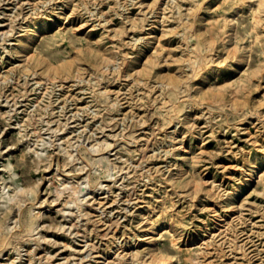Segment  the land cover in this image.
<instances>
[{
  "label": "rangeland",
  "instance_id": "rangeland-1",
  "mask_svg": "<svg viewBox=\"0 0 264 264\" xmlns=\"http://www.w3.org/2000/svg\"><path fill=\"white\" fill-rule=\"evenodd\" d=\"M34 1L38 2L32 4V0H0V52L4 51L9 41L1 33L10 27L11 22L15 34L6 37L15 38L18 32L23 31L20 24H24L26 16L35 10L33 5L39 7L38 11H49L53 7L50 2ZM121 1L124 5L116 12L110 7L112 0H90L89 7L96 14L90 15L82 8L68 20L61 18L67 0L60 1L56 4L59 15L56 16V21L50 22L45 18L46 27L33 40L34 46L30 47L33 57L28 60H22V57L3 59L4 65H16L20 62L25 66L20 65L10 72L5 81L0 82V93L3 92L0 97V166L4 167L0 170V179L9 178L10 166L7 167L6 164L10 161L16 172V180L26 188L38 187L44 198L49 195L44 193L47 187L55 188L60 185L56 175L58 166L61 170L60 177H66L69 171L82 178L90 173L92 184L95 185L104 179L103 171L107 167L104 159L109 157L113 160L112 167L117 176L116 183H111V189L115 193L119 192V195L113 209L107 207L106 212L95 211L93 218L98 226L97 231H103L111 222L109 218H117L120 222L117 235L127 236L139 226L136 210L140 205L149 200L157 203L159 199H163L170 205L168 212L174 219V228L197 237L202 233V222L196 217L207 219L208 207L221 205L225 200L224 192L231 187L232 181H229L226 174L235 159L226 154L227 145H230V151L237 152V159H241L248 151L256 153L257 146L264 144V19L256 25V17L262 9L258 7L259 0H248L237 8L230 7L229 1L222 3V0H200L197 7L205 5L202 9H195L196 6H192L189 1L180 0V12L175 14L177 17L190 14L194 36L188 42H182V31L176 32L182 30L181 25L176 27L174 19L165 21L163 16H157L159 13L150 12L148 26L156 25L154 34H160L162 27L168 29L162 41H166V44H158L151 51L144 42L140 48H146V52L137 58L138 48L134 40L137 34L128 31V28L138 21L136 15H143L147 8L140 5L142 0ZM147 1L152 0L145 2ZM221 3L227 7L226 16H221L216 10ZM253 8L257 9L255 18ZM103 11L104 14H101ZM82 17L88 19V22L77 27ZM185 20L187 19L184 18L183 21ZM217 23L222 25L217 26ZM90 28L92 30L88 32ZM115 32L123 33L124 40L120 41L114 36ZM197 34L207 38V45L212 47L214 63H225L222 68L208 69L201 66L198 68L200 70L193 71L187 61L179 57L188 49L187 44H192ZM116 50L118 53L106 58L107 54ZM157 54L161 60L153 63L158 59ZM12 60L15 62H10ZM125 60L127 62L124 63ZM147 62L152 63L150 71L143 69ZM204 70L206 77L202 80L196 74ZM168 76L178 82V101L168 100V94H160L159 82ZM189 77L192 78L187 80ZM106 87L119 90L116 94L123 102L120 110L109 108L103 98L93 91ZM200 88L202 92L199 91ZM219 89L220 92L213 93ZM43 93V101L49 98L53 101L44 117L52 120L50 125H43L44 138L49 139L51 133L57 132L51 130L59 122H68V128L51 136L54 144L43 145L41 141L29 144L27 139L22 138L18 128L11 127V124H18L16 122L25 115L26 106L32 112L38 103L36 98L43 97ZM184 103L191 104L182 111L181 123L176 130L188 139L191 145L189 148L194 152L188 154L189 158L183 162L182 167L187 172L171 180L168 169L174 166L178 156L167 151L174 140L170 136L164 138V133L175 128L168 123L170 109H177ZM192 105L194 109H191ZM53 107L55 108L52 109ZM256 108L259 109V115L254 114L250 118L251 122L239 123L242 116L252 114ZM189 112L197 115L194 132L187 131L185 127L184 121ZM42 123L41 121L38 125ZM38 125L35 124L37 127ZM161 126L165 129H160ZM67 133L74 136V144L80 143L78 148H81V153L86 157L104 156L100 163L101 169H97L95 165L83 168L85 163L79 158L75 145L70 148L74 155H66V150H62L59 145H64L60 141ZM193 133L196 136L191 141ZM201 136L205 138L204 145L199 141ZM29 137L33 142L35 136ZM96 138L104 139L110 144L101 155L86 150ZM142 143L148 153L142 162L144 167L135 166L142 161V151L136 150ZM7 147L11 148L8 150ZM193 153L199 154L196 160L190 158ZM223 164L229 165L228 169L224 170ZM205 167L207 168L204 169ZM194 183L199 186L197 192L193 189ZM123 185L124 189L121 188ZM261 188L262 184L259 182L254 192L248 195L247 203L234 214L230 213L231 216H226V221H232L230 234L227 236H232L233 240L228 241L221 235L218 236V249L199 261L194 260L188 264H264V193H261ZM8 192H12L11 186ZM94 193L98 200L108 199L110 202L114 198L112 191H108L106 186L97 185ZM243 194L241 196H246ZM131 196L133 200L128 201L127 198ZM52 198L53 196L49 199ZM59 201L60 199H56L54 204ZM137 202L139 204L136 205ZM3 203L0 202V221H3L8 212V207ZM44 215L43 232L51 234L47 236L48 239L57 240L58 243L49 241L43 247H47L52 254L56 253L54 259L62 261L70 249L64 248L61 242L73 238L76 245L82 236L78 235L77 238L74 233L69 234L68 230L58 228L57 224L64 218L58 212L46 211ZM156 230L159 240L155 247L169 246L168 235L162 225ZM108 238L101 235L90 237L88 242L94 241L99 247L84 254V259L88 260L85 263L89 262L90 257H93L91 262L96 263L92 255L98 252L103 254ZM150 247L147 245V248ZM43 249L38 251L44 253ZM165 254L169 259L162 264H184L177 249L169 246ZM77 260L69 257L65 263L75 264Z\"/></svg>",
  "mask_w": 264,
  "mask_h": 264
},
{
  "label": "bare ground",
  "instance_id": "bare-ground-1",
  "mask_svg": "<svg viewBox=\"0 0 264 264\" xmlns=\"http://www.w3.org/2000/svg\"><path fill=\"white\" fill-rule=\"evenodd\" d=\"M60 1L65 0H39L41 3L50 2L53 4V7L49 11H38L37 8L39 7L33 5L32 8H35V10L33 13L26 16L27 19L23 22L24 24H20L22 26L21 30L23 31L18 32L17 37H6L7 35L12 36L15 34L12 22L7 30L2 31L1 34H3L4 39L9 41L4 51L0 52V82L5 81L11 71H14L20 65H23V63L20 62L16 63V65H4L3 59L5 57H11L12 59L22 57V60H28L33 57V53L30 52V47L34 46L33 40L39 35L40 31L46 27L47 22L45 18L49 19L50 22L56 21V16L58 15L56 4H59ZM145 1L146 0L140 1V5H145L147 9L143 12V15H136V19H138V21L133 23V25L128 28V31L137 34V36L134 38V40H136L135 46L138 48L137 58L143 56V54L146 52V48H151L150 50L152 51V48L156 45L166 44V41H162L165 39L168 29L162 27L160 29V34H154L156 25L151 23L152 25L148 26L150 12L153 14L159 13L157 16H163L162 18L165 21L174 19V22L177 23L176 27L181 25L182 30L179 29L176 30V32L182 31V42L186 43L194 36V25L193 23H190V14L184 15V17H177L175 14L176 12H180V0H167V3H164V0ZM187 1H189L192 6L195 5V9H202L205 7V5L197 7V4L200 0ZM228 1L231 2L230 7L237 8L246 4L248 0H222V3H227ZM37 2L38 1L32 0L31 3L36 4ZM89 2L90 0H67V4L61 18L64 20H68L69 18L71 19L75 16L77 11L81 10L82 8H85L86 11L90 13V15L96 14L95 11L89 7ZM112 3L113 4L110 7H113L115 10H117L116 12H118L119 8L124 5L123 1L121 0H112ZM222 3L216 7V10L221 16H226L228 13L226 11L227 7L222 5ZM258 7L262 9V12H260L258 17H256L257 9H252L254 14L253 18L256 17V25L258 22H261L264 19V0H259ZM232 11L233 10L231 9V12ZM101 14H104V11ZM184 18L187 20L183 21ZM87 22L88 19L82 17L77 27L84 26ZM220 24L222 25V23ZM220 24L217 23L216 25L220 26ZM91 30L92 28H90L88 32ZM114 36L118 37L120 41L124 40L123 33L115 32ZM144 42L147 43L146 48L141 49L140 46ZM207 42V38L204 39L197 34L192 44H187L188 49L179 55V57L187 61L188 66L191 67L193 71L200 70L198 68L201 66H205V68L208 69H220L225 64L223 63L220 65L219 63H214L212 47L207 45ZM8 46L10 47L7 48ZM116 53H118V50L110 53L109 55L107 54L106 58L112 57L113 54ZM156 56L158 59H155L153 63L159 62L161 60V57L158 54ZM10 62L15 61L12 60ZM125 62L127 61L125 60L124 63ZM119 66L120 64L118 67ZM151 67V62L144 63L143 65L144 70L150 71ZM205 72L206 70L197 73L196 75H199L203 80L206 77ZM178 76H180V74H178ZM191 78L192 77H189L187 80ZM174 79L170 78V76L164 78L159 82L160 85L158 89L161 91L160 94L163 93L169 95L168 97L166 95L168 100L178 101L179 96L177 93L179 85ZM201 90L202 88L199 89V91ZM93 91L103 98L109 108L117 110L121 109L123 102L116 94L119 90H112L106 87L104 89H94ZM218 92H220V89L214 91L213 93L217 94ZM2 95L3 92L0 93V97ZM44 99L43 93V97L40 99L36 98L38 103L32 112L28 111L29 106H26L24 108V110H26L25 115L16 122L18 124H11V127L18 128L22 138L27 139L29 144L35 143L37 141H41L43 145L46 143H49L50 145L54 144V140L51 138V136L54 134L56 135V133L60 130H63L61 132H64V130L68 128V122H59V125L51 130L52 132H57L51 133L49 139L44 138L42 134L43 125H50L52 122V120H46L44 118L45 113L50 109V107H52L53 103L50 98L46 101H43ZM190 99L191 97L188 100ZM15 104H17L16 101ZM190 104L191 103H184L179 108H172L169 111L170 120L168 123L172 124L171 127L175 128L164 133V138H168L170 136V138L174 140L173 145L167 151L177 154L178 156L174 166L168 169L171 180L177 179L179 176H182L187 172V169L182 167L183 162L189 158V156H187L188 154L194 152L189 148L191 145L188 143V139L184 138V135L176 130V127L178 125L180 126L181 123L180 116L182 111ZM193 107L194 106L192 105L191 109H194ZM54 108L55 107L52 109ZM254 114L259 115V109L256 108L255 111L250 115L242 116L239 123L245 124L251 122L250 118H252ZM10 117H12V115ZM196 118L197 115H195L193 112L188 113V118L186 121H184L186 125L185 127L188 129L187 131L190 130V132H194L196 130ZM41 121L43 123L38 125V123ZM35 124H37L38 127L35 126ZM47 128L50 129L51 127ZM160 129L165 128L164 126H161ZM29 135L35 136L33 142H31V137L28 138ZM194 136H196L195 133L191 135V141ZM72 138H74V136L71 137L69 133L65 134L61 138L60 143H64V145L60 144L59 146L62 150H66V155L73 156L74 153L70 148L76 146L75 149H77L78 154H80L79 158H81L85 163L83 168H86L87 165H95L97 169H101L102 165L100 163L104 157L101 154L105 152L107 148H109L110 144L104 139L99 140V138H96V141L90 146H87L86 150L95 155H101V157L96 158L95 156H92L89 158L81 153V148H78L80 143L74 144L75 142H73ZM199 141H201V145L206 143L205 138L202 136L200 137ZM227 146L228 151L226 154H230V156L235 159V162L232 163L231 169H228L229 165L226 164H223L222 167L224 170L228 169L226 175L229 178V181H232L231 187L228 191L224 192L223 198H225V200L221 205L214 204L208 207L209 217L211 218L208 217L207 219H200L199 217H196L197 220L202 222L200 227L202 233L197 237L194 235L185 234L183 230L180 231L174 228V219L169 215L168 212L170 205H168L167 201L163 199H159L157 203H151L149 200L146 204L140 205V207L136 210L138 211L139 216V226H136L137 228H135V232L130 233L127 236L121 237L117 235V228L120 224L117 218L115 220L114 218H109L111 222L108 223L103 231H97L98 226L96 225V221L93 218V216L96 214L95 211L100 210L102 212H106L107 207L113 209V204H117V196L119 195V192L115 193V191L111 189L112 185L116 183L115 180L117 176L115 174L116 171H114V168L112 167L114 164L113 160L109 157L104 159L107 165L106 169L103 171L105 177L104 179L99 180V182H97L95 185L92 184L93 181L90 178V173L82 178L80 175L76 176L74 172L71 173L69 171V173L66 174V177H60L61 170L58 166L56 175L59 178L60 185L55 188H51L50 186L47 187L44 193L49 195L44 198L40 194V189L38 187L26 188L25 186L21 185L18 180H16V172L9 161L6 164L7 167L10 166L9 178H3V180L0 179V202L3 201V204L8 207L6 216L4 217L3 221H0V264H66L65 262L69 259V257L78 259L75 261V264H94L91 262V258L93 257H90L88 263H85L88 260L84 259V254L88 250L95 249L97 247V244L94 241L91 243L88 242L90 237L94 235L96 237L98 235H101L102 237L107 236V238L109 237V241L106 244L107 248L103 254L102 252H98L96 255H92L95 257V264H122L123 262H128V264H162L165 262V260L169 259V257H167L165 254V250L167 251L169 246L177 249V251L182 255L184 264H188V262H192L194 260L199 261L201 258L208 256L211 252L218 249V236L221 235V237H223L225 240L228 239V241L233 240L232 236H227V234H230L229 230L232 226V221H226V216H231L230 213L234 214L247 203L248 195L254 192L255 186H257L259 182L262 184L261 193H264V144L257 146L256 153H250V151H248L241 159H237V152L230 151V145ZM8 148L10 149L11 147H7L6 149ZM139 149L143 154L142 161L135 164V166H142V162L146 159V154H148L145 144L142 143L136 148V150ZM224 152L225 151H222V153ZM197 157H199V154L197 153H193V155L190 156V158L193 160H196ZM178 168L180 169L175 171V169ZM206 168L207 167L204 169ZM2 169H4V167L0 166V170ZM149 177H151V175H149ZM150 179L152 180V177ZM102 181H109L110 183L103 184ZM97 185H100L101 187L106 186L108 191H112V196H114V198L111 199L110 202L108 199L98 200L97 194L94 193ZM10 186L12 192H8V188ZM124 186L125 185H123L121 188L124 189ZM192 186L194 191L197 192L199 187L198 184L194 183ZM243 193L246 194V196H241ZM49 196H53V198L50 200ZM106 196L107 195H104V197ZM56 199H60V201L55 205L54 203ZM127 200H133V196L127 198ZM137 204L139 203L137 202L136 205ZM51 210L58 212L64 217L57 224L58 228L68 230L67 233L69 234L74 233V236L77 238L78 235L82 236L81 241H78L76 245V241L73 238L61 242L64 248L70 249L69 254L64 256V260L62 261H57L54 259L53 256L56 253L52 254L49 249H47V247H43L44 244L51 241L47 237L51 234H48V232H43V230H45L44 212ZM235 216H237V214ZM193 221H196V219ZM161 225L164 228V232H166L168 235L169 246L155 247L159 240L158 231L156 229ZM223 226L225 227L223 228ZM124 233L125 231H123V234ZM51 242L58 243L57 240ZM147 245L151 247L147 248ZM42 248H44V253H40L38 251ZM23 250H25L24 253Z\"/></svg>",
  "mask_w": 264,
  "mask_h": 264
}]
</instances>
